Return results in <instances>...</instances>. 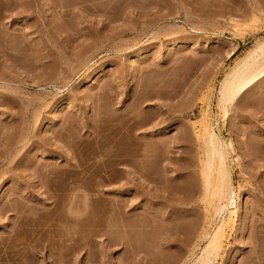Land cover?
Here are the masks:
<instances>
[{"label":"rangeland","instance_id":"obj_1","mask_svg":"<svg viewBox=\"0 0 264 264\" xmlns=\"http://www.w3.org/2000/svg\"><path fill=\"white\" fill-rule=\"evenodd\" d=\"M261 43L264 0H0V264H201L222 220L202 264H264V68L218 103ZM207 130L240 155L229 220Z\"/></svg>","mask_w":264,"mask_h":264},{"label":"bare ground","instance_id":"obj_2","mask_svg":"<svg viewBox=\"0 0 264 264\" xmlns=\"http://www.w3.org/2000/svg\"><path fill=\"white\" fill-rule=\"evenodd\" d=\"M257 57L262 58V63L258 62ZM263 68L264 43H261L258 44L254 50L250 51L246 57L237 62L221 81V85L218 90L219 108L221 110H225L227 105L233 103L246 85H248L259 73H261ZM205 135L206 138L204 141L203 161H201L202 166L200 171L202 177V188L205 195L209 197V204L213 206L214 214L226 212L229 214V220L230 214L235 213V211H230L228 208L230 200L235 194V190L231 181V173L227 163V158L228 153H232L234 160L238 164L240 163V155L235 150L231 140H229L227 144H223L212 130H207ZM134 154L135 155L131 158V164L133 167L137 169L146 168L145 164L143 165V163H140V159L137 158L136 153ZM153 155L155 163H157L159 160V157L157 156L159 155ZM147 156L148 155H145L146 159ZM134 157H136V159H133ZM148 157H150V155ZM224 222L225 221L222 220L214 230L205 235L207 237V243L203 247L198 258V261L201 264L208 263L211 261V258L216 256L218 253L220 235L225 226ZM29 247V250L32 253L28 252L29 254H33V256L40 254L42 249L49 250L48 245L45 243H33Z\"/></svg>","mask_w":264,"mask_h":264}]
</instances>
